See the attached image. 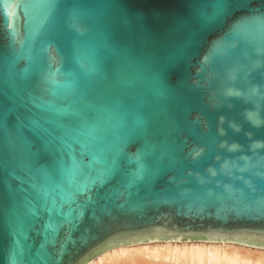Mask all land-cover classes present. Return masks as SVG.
<instances>
[{"label":"water","instance_id":"1","mask_svg":"<svg viewBox=\"0 0 264 264\" xmlns=\"http://www.w3.org/2000/svg\"><path fill=\"white\" fill-rule=\"evenodd\" d=\"M31 2L0 0V87L6 92H13L30 72L17 55L13 34L28 35L30 10L20 5ZM206 2L58 0L59 15L75 10L90 30L77 48V37L65 27L59 47L69 64L70 54L82 58L102 47L112 73L128 85V95L137 105L152 109L147 142L158 151L179 144L184 169L194 178H212L211 171L245 165L264 174V67L236 73L234 60L224 59L209 62L201 72L213 41L243 17L264 13V0H232L222 21L189 31L184 25L193 4ZM201 11L211 14L212 9ZM253 30L256 45L264 43V26L254 25ZM181 50L184 55L177 56ZM196 80L201 87H194ZM229 90L240 95H226ZM213 94L220 101L213 102ZM2 102L6 110L12 107L6 99ZM9 120L15 122L14 113ZM23 134L32 139L28 130ZM144 144L139 140L128 148L127 168H135L133 153ZM18 175L22 174L14 166L0 173V264H88L114 248L166 241L224 242L264 250V215L231 203L178 195L168 183L171 170L154 180L152 191L133 187L130 200L113 195L122 190L117 177L89 193L90 199L82 197L79 214L55 218L51 227L47 214L32 216L22 202L17 205L24 187Z\"/></svg>","mask_w":264,"mask_h":264},{"label":"snow or ice","instance_id":"2","mask_svg":"<svg viewBox=\"0 0 264 264\" xmlns=\"http://www.w3.org/2000/svg\"><path fill=\"white\" fill-rule=\"evenodd\" d=\"M231 4L232 0L194 3L184 27L192 32L206 30L228 16ZM20 6L30 10V31L27 36L14 33L13 42L30 72L14 85L13 92L0 87V173L14 166L22 174L16 176L24 186L16 201L18 206L22 202L32 216L47 214L51 227L55 218L79 214L82 197L90 199L89 193L117 177L122 190L113 195L130 200L133 187L152 191L154 180L171 170L174 175L168 183L178 195L231 203L264 215V174L251 165L211 171L212 178H194L184 169L179 144L158 151L147 142L152 109L137 105L128 95V85L112 73L102 47L82 58L70 54L71 62H67L59 47L63 29L67 27L77 37V48L90 31L80 23L75 10L59 15L58 0H33ZM209 7L211 14L201 11ZM254 25L264 26V13L243 17L213 41L201 72L207 71L209 62L224 59L234 60L236 73L264 67V43L256 45ZM183 55V50L177 53ZM193 83L201 87L200 80ZM261 94L264 96V92ZM226 95L240 93L229 90ZM3 99L12 107L6 110ZM220 99L216 94L211 97L213 102ZM13 113L15 122L9 120ZM23 130L31 132V140ZM139 140H145V144L133 153L135 168L129 169L125 166L128 148ZM193 183L195 186L189 189L187 186Z\"/></svg>","mask_w":264,"mask_h":264},{"label":"bare ground","instance_id":"3","mask_svg":"<svg viewBox=\"0 0 264 264\" xmlns=\"http://www.w3.org/2000/svg\"><path fill=\"white\" fill-rule=\"evenodd\" d=\"M158 258L174 264H264V250L224 242H149L114 248L88 264H156L149 260Z\"/></svg>","mask_w":264,"mask_h":264},{"label":"rangeland","instance_id":"4","mask_svg":"<svg viewBox=\"0 0 264 264\" xmlns=\"http://www.w3.org/2000/svg\"><path fill=\"white\" fill-rule=\"evenodd\" d=\"M178 243H182V242H178ZM149 245L153 246L154 244L152 243V244H149ZM145 260H148V259L145 258ZM149 261H152V262H154L156 264H174V263H172V261H170L168 259L162 260V259L158 258L156 260H149ZM176 264H180V263H176Z\"/></svg>","mask_w":264,"mask_h":264}]
</instances>
